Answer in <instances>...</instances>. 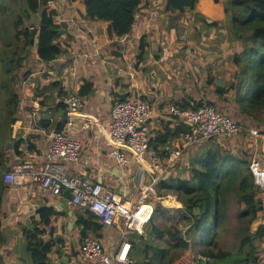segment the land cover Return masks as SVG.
I'll return each mask as SVG.
<instances>
[{"label":"trees","instance_id":"obj_1","mask_svg":"<svg viewBox=\"0 0 264 264\" xmlns=\"http://www.w3.org/2000/svg\"><path fill=\"white\" fill-rule=\"evenodd\" d=\"M2 1L6 8L4 9V19L0 20V39L4 44L0 51V66L3 69L1 88L6 91L7 96L4 97L0 91L2 106L0 109V132L4 141L3 144H0V162H2V167H6L9 160L7 152L16 149L14 145L11 148V144L13 142V125L17 121L20 101L16 91L20 83L18 72L22 70L25 61L32 62L33 59H36L37 64L33 65L39 66L52 65L56 62L63 54L62 35H71L70 31L74 29H69L71 25H74V22L58 20L60 15L58 9L46 12L44 7L48 0ZM67 2L70 9H75V6L83 8L85 10L83 19L90 23H109V33L116 38H123L133 32L141 5V0H66ZM165 2L166 15L175 23L169 29L183 32L186 27L181 29L176 26V23L190 16L194 25L199 24L197 35L204 31L209 35L213 30L229 29L234 36L232 40L239 41L240 46H243V51L233 57L237 72L227 88L216 86V90L210 93L203 87L200 88L194 84L190 86V89L182 87L183 93L176 100V96L169 93L166 95V92L175 93L180 90L179 86L174 85L173 89L162 91L161 101L154 103L156 112L152 114L151 119L155 123L156 120L161 121L160 114H164V109H167L172 103L180 109H197L209 106L220 113L225 111L236 114L237 111L238 115L243 117L245 111H248L252 122L258 119L259 117L254 112L264 108V0H165ZM72 12L74 14L75 10ZM76 12L80 14L79 11L76 10ZM208 20L214 21L209 23ZM63 23L69 27H64ZM29 47L35 48V57ZM144 49L145 47H141V53ZM140 57L142 58L143 54ZM31 74V71L22 73L23 80H26ZM249 74L250 88L244 91V77L247 78ZM241 89L243 92L238 95ZM230 90L236 94L237 107L235 110H230L228 108L230 104L222 99ZM92 91V84L85 82L79 95L86 98ZM210 94L216 95L221 100L220 106L217 101L210 98ZM143 99L147 98L143 97ZM60 104L62 105V103ZM41 105H44V102H41ZM169 110L170 108H168ZM168 114L167 116L163 115V118L167 117L170 120L167 125L174 124L177 120L175 129H179V131L170 132L168 130L170 125L168 127L162 123L164 127H167L165 136L174 139L181 132L189 130V126L185 122L178 118L174 119L170 113ZM224 115L226 114L224 113ZM64 124L59 123L57 132H63L66 125ZM167 141V137H165L161 143L166 144ZM153 143L154 141L151 140V147ZM213 146L207 151L205 159L191 164L187 179L177 177V179H170V181L160 184L166 191L174 192L185 212L192 216V219H189L191 223L189 230L201 242V254L206 260L195 258L191 243L186 238L177 236V232L171 233L166 229V231H161L159 226L154 224V218H152L144 230L148 236H142L137 231L132 232L131 238L127 236V239L131 241L133 252L136 251V246L141 248V258L135 259L134 264H207L211 261H216V263L222 261L227 264H264V255L263 260L260 261L257 256L258 248L256 249L253 245L251 237H246L242 241L236 254L221 250L216 252L212 248L213 242L219 236L217 234L216 239L210 242L215 232L219 228H224L223 231L226 230L227 207L229 208L234 199L236 202L233 204L239 207V215L247 218L249 225H253L259 218V213H264V202L259 195L261 190L255 184L250 171L251 161L245 156L244 159L234 157L230 152L224 151V147L220 144ZM227 157H233L236 160L232 162L233 166L227 179L222 180L219 174L220 163ZM12 189L5 183L4 174L0 173V264H9L7 247L10 246H6V243L10 244L20 234L22 235L20 237L25 241L23 245L24 257H28L31 264H51L50 255L54 253L55 247L59 248L57 244L60 241H53L47 236L54 233L53 218L58 212L47 206L40 207L36 211L37 219L32 217L28 223L19 222L17 224L19 230L6 228L4 219H2L8 210L6 206L17 205L16 198L12 199L11 203L6 201V194ZM226 192H233L235 196L232 197V193L229 195L231 198L225 197ZM161 210L162 208L158 204L154 216ZM28 213L29 210H26L22 215ZM9 217L10 215L8 219ZM7 222L9 221H6L5 224ZM78 225L81 228L83 240L92 234V239L103 245V236L99 234V231L105 226L96 217L92 214L79 216ZM251 236L253 239L263 242L264 225H259ZM154 238L167 243L168 247L160 249L155 245ZM81 246L82 244L79 246V251L75 249V256L78 254L81 256ZM171 252L176 253L172 254Z\"/></svg>","mask_w":264,"mask_h":264},{"label":"crops","instance_id":"obj_2","mask_svg":"<svg viewBox=\"0 0 264 264\" xmlns=\"http://www.w3.org/2000/svg\"><path fill=\"white\" fill-rule=\"evenodd\" d=\"M161 6H166L165 0H141L140 11L136 18L133 32L130 35L124 36L123 38H116L113 37L108 30L99 33L102 38L101 47L103 48L101 58L102 60L105 59V62L109 61L112 63V66L109 65L106 69L103 67V75L99 77L95 75H97L100 71H97V69V72L93 71L92 67H88L87 71H84L82 75L81 73L79 75L80 64H75V66L77 65L75 68H73L71 64H66L64 61L69 58L66 54L71 50V47L69 43L61 41V45H63L64 50L63 54L56 61L57 63L54 62L52 65H42L41 69V72L43 73H47L51 76L57 75L58 77L43 81L44 84L51 82L50 84H52V86L47 89L46 87L50 85L39 84L40 86H38L41 90L39 89V94H37L35 99L33 98V100L30 101L28 97H26L24 102L19 106L17 121L13 125V142L11 144V148L14 145L16 149L15 151L11 150V152H8L10 154V159L8 160L6 166H9V161L11 169L14 165L23 162L32 161L41 163L47 160L49 146L52 140L51 135L54 132H57L59 123L62 122L63 124H66L68 110L64 103V97L70 93L80 94L83 84L85 82H89L92 84L93 91L88 97H82L84 100V108L81 111L82 115H79L74 120L73 137L81 143L82 149L77 161L66 162V165L68 166L72 176H78L84 179H89L92 182L102 184L112 190L123 201L130 203L131 205H135L137 203L140 189L144 185L148 184L152 179L153 172L151 165L147 161L145 163L146 165H139L133 157H130L128 167H120L118 162L110 156L114 150V145L110 142L108 129L112 123V108L116 103L125 99H131L132 97H138L147 102L149 100H144L143 97H150L151 100L149 102H153L151 107L154 114V112H156L154 103L161 101L163 94L162 91H167L166 89L171 90L174 85L178 86V84L183 83L181 80L179 82L178 79H174L170 83L168 82L170 77L165 76L168 74L166 61L168 58L170 59V54H172L170 51L173 50L178 53L180 48L170 47L165 44L166 36L170 35L169 31L173 32L172 30L175 29L169 30L165 28L168 21L164 17L165 12L162 13L160 9ZM75 9H77L80 14H73L72 17L75 16L73 19L69 16L70 20L74 22V25H71L69 30L75 29V31L78 32V25L83 29H86V26L90 24H93L94 27L103 26V23H90L86 19H83L85 10H83L80 6H75ZM152 13H157L159 15L156 21V23H158L157 28L154 27L146 30L147 27L145 24ZM80 16L82 17L80 18ZM190 18L192 20V17ZM182 22L183 24L186 23L184 20ZM180 25V21L176 23V26ZM213 31L216 33V30ZM73 32L70 31L72 34ZM201 34H199L198 37H200ZM65 36L66 37H64L63 34L62 38H67V40H69L67 34H65ZM141 37H146L150 44V46L147 47L145 56L142 58L140 57L141 55L138 57L136 56L137 54H135L134 47V41L137 39L140 40ZM85 38L91 42V36L86 35ZM85 38L78 41L79 45L86 46L84 43V41H86ZM74 41H71V43ZM214 42L217 44L221 43V41L217 42V40H214ZM113 47L116 51H112L111 55L107 56V53L104 50H110ZM82 49L85 50L88 48ZM186 50L188 49L186 48L182 50V53L180 54H189V52L183 53ZM212 50L215 51L216 49L213 48ZM231 56L234 57L235 54L232 53ZM193 58L195 57L193 56ZM58 62L64 63L59 64ZM177 64L178 62L176 65ZM197 70H200L201 73L199 72L196 76H190V82L188 84L189 87L187 88L190 89V86L194 84L201 88L202 85L206 91L211 93L216 90V86H222L224 84L223 79H218V84H215V78L212 74L207 77L204 76V72L210 74L209 68L207 71H203L200 64H198ZM73 71L76 75H72ZM177 71L178 70H176V73ZM236 72L237 68L236 71L230 75L229 80L231 81L229 84L233 81ZM209 82L210 86L208 85ZM183 86L184 85H180V90H177L175 93L166 92V95H168V93L170 95H174L176 96V100H178L179 96L183 93ZM248 88L250 87L247 77V81L244 85V91ZM209 96L213 101H217L219 106L221 105V100L216 95L210 94ZM41 102H44V105H41ZM60 103H62V105ZM33 111L36 112L37 116L34 115ZM163 113L164 114H160V117H162L161 121L156 120L155 123L152 119L150 120L151 140L154 141L151 148L160 153L163 165L169 166V171L167 170V173L156 186V193L162 210L163 207L166 206V203L169 204L167 199L170 194L166 196L159 195L158 192L160 193L163 189L160 184L164 181H168L167 179H177V177L187 179L190 174V172L187 174L185 173L186 165L184 166L182 163L185 162V158L174 163L170 162L169 164V157L165 153V148L169 146L174 149H180L183 146L181 135L184 132H181L174 139L173 137L165 136L167 127H164L162 123L167 125L170 120L169 118L167 119V117L163 118V115L167 116L170 112L168 111V108H165ZM238 116L240 117V121L244 123L245 127L247 125H255L253 124L254 122L249 121L242 115ZM169 125L170 129L168 130H170V132H173L174 130L179 131V129H175L177 123ZM169 125L167 126L169 127ZM244 129H249V127ZM262 132L264 133L263 130ZM165 137H167L168 141L166 144H163L161 143V140ZM212 140L214 139L204 140L200 142V144L204 143L206 145V142H212ZM248 140H244V151L242 152L245 153V157L249 156V161H251L254 151H252V143ZM217 144L227 148L223 143H221V140H217L216 143L212 142V145L214 146ZM238 144H240V142H238ZM260 145H262V153L260 152L261 156L259 157L264 158V135ZM205 147H203V149ZM211 147L207 149L209 150ZM191 150V156L193 155L194 157L191 158L190 165L202 161L203 150L196 149V147H192ZM198 152L202 155H199ZM262 164L264 167V162ZM6 172H4V175ZM185 176H187V178H185ZM68 196V193H64L61 197H55L32 184L9 190L6 194V201L11 203V200L16 198L17 205L6 206L8 210H6L5 215L2 217L4 219V224L6 221H9L6 223V228L10 227L14 229V226L16 225L17 230H19L17 226L19 222L28 223L31 221L32 217H35V219L38 218L36 211L40 207L47 206L53 208L56 212H58V214H56L53 218L54 233L52 235H48L47 237L53 241L60 242L57 244V247L59 248L55 247L54 253L50 255L51 264H95L94 262L83 259L80 254L75 256V249L79 251V246L84 241L81 237V228L78 225L79 216H84L85 214L81 213L78 209L69 206ZM177 202L182 206V204L176 199L175 203ZM173 204L174 203H172L171 206H173ZM59 207H62V210H60ZM64 209L69 210L71 214L65 212ZM26 210H29V213L27 215H22V213ZM9 215L10 217L8 219ZM145 227L143 228V233H139L142 236H145ZM123 229L124 221L120 220L117 221L115 225L111 227L105 226L101 231H99V234L103 236L102 243L106 253L111 255L119 249L120 243L122 242ZM132 232L134 231L127 232L125 236V239L129 243H131V241L127 238H131ZM19 236L22 235L20 234ZM19 236L16 238H19ZM92 236L93 235L90 234L88 235V238L92 239ZM132 252L133 250L131 247L129 257L132 261L131 264H134L136 262L135 259L137 258H133L135 251L133 252L134 254ZM13 260L14 262H17L16 259ZM8 263L13 264V261L9 258ZM23 263L31 264L28 257L24 258Z\"/></svg>","mask_w":264,"mask_h":264},{"label":"built area","instance_id":"obj_3","mask_svg":"<svg viewBox=\"0 0 264 264\" xmlns=\"http://www.w3.org/2000/svg\"><path fill=\"white\" fill-rule=\"evenodd\" d=\"M64 103L68 110L65 130L51 135L47 160L14 165L5 173L4 181L16 189L32 184L55 197L68 193L69 206L85 215L92 214L106 227L115 225L117 221H124L122 242L115 253H106L101 243L86 238L81 246V257L95 264H131L129 255L132 245L125 236L130 231L143 233V228L155 213L151 201L156 198V186L169 168L163 165L160 153L151 148L150 120L153 110L148 102L138 97L120 101L112 108V123L108 135L114 150L110 156L122 168L128 167L130 157L142 166L147 161L153 172L151 181L140 189L137 203L131 205L104 185L70 174L66 162H76L82 149L73 133L74 120L82 115L84 100L79 93H70L64 97ZM169 112L174 118L185 120L189 126V130L181 135L183 146L180 149L169 146L165 148L169 164L183 159L192 147L198 146L204 140L244 136V130L235 122L216 113L212 108L171 107ZM250 136L263 138L257 130H252ZM250 171L255 184L264 192V169L256 155L251 159Z\"/></svg>","mask_w":264,"mask_h":264},{"label":"rangeland","instance_id":"obj_4","mask_svg":"<svg viewBox=\"0 0 264 264\" xmlns=\"http://www.w3.org/2000/svg\"><path fill=\"white\" fill-rule=\"evenodd\" d=\"M67 4H68V2L66 3V0H48V3L44 7V9L46 10V12H51V11L58 9V11L60 12L58 20H70L69 16L71 14L72 15L70 17L72 19L75 17V16L72 17L73 16L72 10L73 11L75 10L74 15L77 14L78 12H76L77 9H70ZM5 8H6V5L3 3L2 0H0V20L4 19V9ZM160 9H161L162 13L165 12L164 17L168 21V24H167V26H165V28L169 29V27L173 26L175 23H174V21H171L167 17V15H166L167 7L166 6H161ZM158 17H159V15L157 13H155V14L152 13L150 15L147 23L145 24V26L147 27L146 30H149V29L154 28V27L157 28L158 23H156V21H157ZM183 20L186 21L185 24H183V22H182ZM183 20L180 21L181 25L179 26V28L184 29L186 27V29H184L183 32H179V31H175V30H172L173 32L169 31L170 35L166 36V38H165V40H166L165 44H167L170 47L180 48L178 50L179 51L178 53L171 50L170 52L172 54H170V59L168 58L166 61V64L168 66V68H167L168 74L167 75L164 74V75L166 77H170V80H168V82L171 83L174 79H178L179 82H180V80L183 81V83L178 84V86L184 85L183 87H185V88L189 87L188 84L190 82V76H196L199 72L201 73L200 70L199 71L197 70L198 64H200L203 71H207L208 68L210 70V74H208L207 72H204L203 73L204 76L207 77V76L212 74L213 77L215 78V80H214L215 84H218L217 83L218 79H223L224 84L222 86L224 88H227L229 82L231 81V80H229V77L234 71H236V68H237V66L232 61L233 56H231V54L234 53L236 56H238L243 51V46H240L239 41L232 40V39H234L233 38L234 36H233V33L230 32L229 29L216 30V33H215V31H213V32H211L210 36L208 34H206V32H202L201 36L198 37L197 34L199 32V28H198L199 24L197 23L194 25L190 17L185 18ZM108 24L109 23H103V26H102L103 28L98 27V26L94 27L93 24H90V25L86 26L87 28L85 27L86 29H83L78 25L77 26L78 32H76L74 29V30H72V32L74 31L73 34L72 33H71V35L67 34V37L70 35V38H68L69 40H67V38L61 39V41H65V43L66 42L69 43V45L71 47V50L66 54L69 58L65 59L64 62L66 64H71L73 66V68H75L78 64H80V72L78 73L79 75H80V73L82 75V73L84 71H87L88 67H92L93 71H96V69H97V71L98 70L100 71L97 75H95V76L99 77V76L103 75V71H104L103 67H104V69H106L109 67V65L112 66L111 62H109V61L105 62L106 60L105 59L102 60V58H101V53L103 52V48L101 47L102 46V43H101L102 38L99 35V33L107 31L108 30ZM28 25H29V23H28ZM190 25H193V26H190ZM108 32H109V30H108ZM86 35L91 36V42H89L88 39L85 38ZM64 37H66L65 34H64ZM82 38L86 39V41H84L86 46L79 45L78 41L81 40ZM214 40L221 41V43L217 44L214 42ZM71 41H74V42L71 43ZM3 46H4V44L2 43V41L0 39V51H1ZM149 46H150V44H149L146 37H141L140 40L139 39L135 40L134 41V47H135V54H137L136 56L138 57L139 55H141V53H140L141 47H145V49L143 50V57H144L145 53H146L145 51H147L146 47H149ZM61 47H62V50H64L63 45H61ZM82 48H88L89 50L88 49L83 50ZM186 48L188 50L184 51L183 53L189 52V54H186V55L180 54V53H182V50H184ZM213 48H215L216 50L215 51L212 50ZM218 49H219V51H218ZM29 50H31L32 55L35 57V52H36L35 48L29 47ZM104 51H106L107 56H109V55H111L112 51L114 52L116 50L113 47L110 50L108 49V50H104ZM193 56L195 58H193ZM64 62H58V63L63 64ZM177 62H178V64L176 65ZM33 64H37L36 59H33L32 62L25 61L22 70H20L18 72V75L20 77V80H19L20 83L18 84L16 91H17L19 98H20L19 106L24 102L26 97H28V99L30 101L33 100V98L35 99L37 94H39V89L41 90V88L39 87L40 86L39 84L50 85V86L46 87L47 89L52 86V84H50L51 82H47V84H44L43 81L58 77L57 75L51 76L47 73L41 72L42 65L39 66V65H33ZM75 64H77V65L75 66ZM96 64H97V68H96ZM176 70H178L177 73H176ZM28 71H31L32 74L26 80H23L22 73H26ZM224 74H225V76H224ZM72 75H76V73L73 71ZM2 76H3V69L0 66V91H1L2 95L4 97H6L7 96L6 91L1 88ZM155 78L158 79L157 77H155ZM249 79H250V74L248 76V80ZM246 81H247V78L244 77V85H245ZM201 87H202V85H201ZM242 92H243V90L241 89L240 92L238 93V95L241 94ZM235 95L236 94L234 93V91L230 90L229 93H226V95L223 97V100L225 102H227V100H228V103L230 104L228 106V108L230 110H235L236 109L235 107H237V104L235 102ZM131 99H136V97H132ZM147 100L150 101L151 98L147 97ZM149 101H147L149 104L153 103V102H149ZM171 107L178 108L173 103L170 104L168 108H171ZM204 107L212 108L216 113L221 114V115L225 116L226 118L232 120L233 122H235L237 124V126L241 130H244L243 131L244 136H240V137L238 136V137L233 138V139H230L227 137L216 138V139L212 140V142L216 143L217 140H221V143H223L225 145V147H227V148H224L225 149L224 151L230 152V154H232L236 158L244 159L245 153L242 152V151H244V140L249 139L248 141L250 143H252V145H253L252 151H254V152H253L252 156L254 157L256 155L260 161L261 166H262L263 165L262 163L264 162V158L259 157V156H261L260 152L262 153V145H260L262 139L250 136V132L252 130H257L260 134L264 135V133L262 132V130L264 131V108L258 109L254 112L255 115L259 117L258 119H255L253 121L254 122L253 124H255V125H251V126L247 125L246 127H249V129H244L246 127H245L244 123L240 121V118L237 116L238 115L237 111H236V114H237L236 115V114H232L230 112H225V111H221V110H220L221 111V113H220V112L216 111L213 107H209V106H204ZM1 108H2V106L0 104V109ZM33 113H34V115H36L35 111H33ZM224 113L226 115L230 116L232 119L227 117L226 115H224ZM244 117L246 119H248L249 121H252L250 118L251 115L249 114L248 111H245ZM181 120L183 122L185 121L183 119H181ZM152 121L154 122V120H152ZM175 121H176L175 123H177V120H175ZM212 142L208 141V142H206L207 143L206 145L203 143V144H200L198 147L196 146V149L203 150V155L199 152H198V154L202 155L204 159H205V155L208 151L207 148L211 147ZM238 142H240V144H238ZM3 143H4L3 135L0 132V144H3ZM203 145H205L206 147ZM203 147H205V148L203 149ZM191 152H192V150L188 151L186 153V155L184 156L185 162H182L184 164V166L186 165L185 166L186 167V169H185L186 174L190 172L191 167H192L190 165V162H191V158H193L194 156L193 155L191 156ZM6 155L10 159V154L8 152ZM236 158L227 157L226 159H224L220 163L219 174L222 177V180L227 179V177L229 176L230 170L233 166L232 162L234 160H236ZM245 158L249 160V156L245 157ZM193 161H194V159H193ZM0 165H1L0 166V173H3V174L7 170H9L11 167L10 161L8 163L9 166H6V167L3 166L2 167V162H0ZM179 166H181V165H179ZM198 166H199V164H198ZM262 168L264 169L263 166H262ZM185 178H187V176H185ZM167 180L170 181V179H167ZM160 193L158 192V194L161 196H166V195L170 194L168 199H167L169 201L168 202L169 204L166 203L165 204L166 208L163 207V210H161L159 213H157L154 216V219H153L154 224L158 225L159 228L161 229V231L166 229L171 233L177 232V236H182L183 238H186L191 243L192 253H193L194 257L197 259L206 260V258H204L201 254V251H202L201 242L196 238L195 234L193 232H190V230H189L191 227V223L189 222V219H192V216H190V214L186 213L185 210L182 208V206L178 204V202L175 203L176 202V198H175L176 194L174 192H168V191H166L165 188H163ZM232 193L233 192H226L224 194V196L225 197L229 196ZM259 195L264 202V192L260 191ZM234 196H235V194L233 193L232 197H234ZM233 201H234L233 203L236 202L235 199ZM151 202H152L154 208L157 209V205L158 204L160 205L157 193H156V198L153 199ZM171 202L174 203L173 206H171L172 205ZM233 203H231L229 208L227 207V219H226L227 225L225 224L226 230L223 231L224 228H219L215 232V234L213 235L210 242L215 240L218 235L219 236H218L217 240H215L213 242L212 248H214L216 252L221 250V251H226V252L236 254V252L239 250V246L242 243V241L246 237H251L253 245L256 247V249L258 248L257 256L260 259V261H262L263 255H264V241L260 242L258 239H253L251 235L255 232L256 228L259 225H261V224L264 225V218H262V217H264V213H262V214L259 213V218L253 223V225H249L248 219L241 217L239 215L240 214L239 207H237V205L233 204ZM4 225L6 226V224H4ZM14 229L17 230L16 225L14 226ZM187 231H188V233H187ZM169 232H166V233H169ZM146 236H148V234L145 233V237ZM168 236L172 237L171 235H168ZM153 241L155 242V245L160 247V249L168 247L167 243L160 242L156 238H154ZM151 243H152V241H151ZM24 244H25V241L20 236H19V238H16L13 241H11L10 244L8 242L6 243V246H10V247H7L8 248L7 253L9 255V258L13 261V264H22L23 263L24 258H25L24 257L25 253H24V249H23ZM248 248H249V246H248ZM140 249H141L140 247L136 246V251H135V254L133 256L137 259L141 258ZM171 253L174 254L176 252H171ZM13 259H16L17 262H14ZM217 262L218 263H216V261H211L210 263H207V264H227V263H223L222 261H217Z\"/></svg>","mask_w":264,"mask_h":264},{"label":"water","instance_id":"obj_5","mask_svg":"<svg viewBox=\"0 0 264 264\" xmlns=\"http://www.w3.org/2000/svg\"><path fill=\"white\" fill-rule=\"evenodd\" d=\"M208 22H209V23H212L211 20H208ZM63 25H64V27L68 28V25H67L66 23H63ZM59 209L62 210V207H59ZM64 211L67 212V213H69V214H71V212H70L69 210H67V209H64ZM71 225H72V224H71Z\"/></svg>","mask_w":264,"mask_h":264},{"label":"clouds","instance_id":"obj_6","mask_svg":"<svg viewBox=\"0 0 264 264\" xmlns=\"http://www.w3.org/2000/svg\"><path fill=\"white\" fill-rule=\"evenodd\" d=\"M261 192H262V191H261ZM154 214H155V213H154ZM153 217H154V215L152 216V218H153ZM151 220H152V219H151ZM151 220H150V221H151ZM150 221H149V222H150ZM149 222H148V223H149ZM146 225H147V224H146Z\"/></svg>","mask_w":264,"mask_h":264}]
</instances>
